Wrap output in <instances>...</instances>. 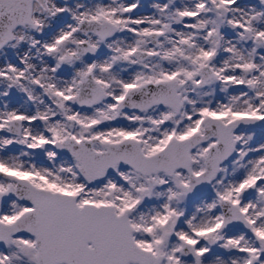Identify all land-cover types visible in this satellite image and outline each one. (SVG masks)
<instances>
[{
	"label": "snow or ice",
	"instance_id": "snow-or-ice-1",
	"mask_svg": "<svg viewBox=\"0 0 264 264\" xmlns=\"http://www.w3.org/2000/svg\"><path fill=\"white\" fill-rule=\"evenodd\" d=\"M0 264H264V0H0Z\"/></svg>",
	"mask_w": 264,
	"mask_h": 264
}]
</instances>
